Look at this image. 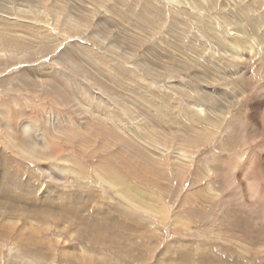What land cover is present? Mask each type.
<instances>
[{
	"label": "rangeland",
	"instance_id": "obj_1",
	"mask_svg": "<svg viewBox=\"0 0 264 264\" xmlns=\"http://www.w3.org/2000/svg\"><path fill=\"white\" fill-rule=\"evenodd\" d=\"M0 50V264H264V0H0Z\"/></svg>",
	"mask_w": 264,
	"mask_h": 264
},
{
	"label": "bare ground",
	"instance_id": "obj_2",
	"mask_svg": "<svg viewBox=\"0 0 264 264\" xmlns=\"http://www.w3.org/2000/svg\"><path fill=\"white\" fill-rule=\"evenodd\" d=\"M1 51V50H0ZM9 51V50H8ZM4 51H1V53H3ZM5 55V54H4ZM7 55V54H6ZM3 65V64H2ZM261 89V88H260ZM262 90L263 89H261V90H257V92H259V93H261L262 92ZM258 95V94H257ZM199 122V121H198ZM213 123V121L211 122V124ZM209 123H205L204 125L202 124L201 126H203L204 128H203V130L201 131V133H197V136H198V144L200 143L201 144V142H202V144H203V141H207L209 138H211L214 134H215V128L213 127V125H210V127H209ZM198 129V128H197ZM20 130H21V134H23V137L25 138V139H23L22 140V143L23 144H21L20 145V147H21V150H23V152H24V154H26V155H28L29 157H35V159L36 160H41V159H45V158H52V156H53V150L55 149V148H53V143H52V141H50V140H52V135H51V132H52V130L51 129H49V128H44V127H36V125H35V123L33 122V121H29V120H25V121H23L22 123H21V128H20ZM36 130H38L37 131V137H35L34 136V131H36ZM218 131V130H217ZM186 137H188V136H186ZM37 138H39V139H42V143H40L39 142V140L37 139ZM186 139V138H185ZM188 140V139H187ZM210 140V139H209ZM194 141V140H193ZM21 142V141H20ZM187 142V141H186ZM191 143H192V141H191ZM18 144V143H17ZM196 145V144H195ZM19 147V146H18ZM168 150H170V148L168 149ZM133 151H134V148H133ZM181 151V150H180ZM168 152V151H167ZM155 154V153H154ZM157 154V153H156ZM144 156V155H143ZM147 156V155H146ZM167 156V155H166ZM178 156V155H177ZM152 157H154V156H152ZM145 158V157H144ZM150 158V157H149ZM162 158H164V157H162ZM161 158V159H162ZM168 158H169V156H168ZM160 160V159H159ZM165 160H168V159H166L165 158ZM169 160H170V158H169ZM150 161H152V160H150ZM160 162H161V160H160ZM164 163H165V161H164ZM166 163H168V162H166ZM60 164V163H59ZM157 164H160V163H157ZM162 164V163H161ZM169 164V163H168ZM167 164V165H168ZM166 165V164H165ZM53 166H54V168H58V171H61L62 169V171H64L65 172V170H66V167L65 168H63V167H60V165H58V164H55V163H53L52 165H50V166H44V167H42V170H43V172H44V174H45V176L46 177H49V178H52V179H54V180H57L58 178L56 177V176H53V174H52V168H53ZM57 166H59V167H57ZM162 166H164V165H162ZM223 166V165H222ZM155 167V166H154ZM51 169V170H50ZM136 169V168H135ZM55 170V169H54ZM129 170H130V168H129ZM164 170V169H163ZM73 171V170H72ZM76 171H78V170H76ZM155 171V170H154ZM188 171V170H187ZM226 171V170H225ZM219 172H221L222 173V171L221 170H219ZM159 173V172H158ZM223 173H224V171H223ZM222 173V174H223ZM227 173V172H226ZM159 174H161V173H159ZM228 174V173H227ZM100 175V174H99ZM156 175H158V174H156ZM63 176H65V175H63ZM62 176V177H63ZM260 176V175H259ZM166 177V176H165ZM61 178V177H60ZM226 179H227V177H226ZM230 180V179H229ZM155 183V182H154ZM264 185V184H263ZM249 187H250V193L252 194V196L253 197H256V196H258L259 194H261V192L260 191H262L263 190V187L264 186H262V185H260L259 184V182L258 181H256L255 179H254V181L252 180L250 183H249ZM118 186H117V192H120L121 193V190H118ZM232 188V187H231ZM121 189V188H120ZM233 189V188H232ZM133 190L134 191H136V192H138V193H140L141 195H142V192H139L138 190H136L135 188H133ZM233 191H234V189H233ZM125 194V193H124ZM138 198V197H137ZM132 201V200H131ZM242 201H239L238 203L240 204ZM132 203V202H131ZM257 203V202H256ZM242 204V203H241ZM5 208H9V207H5ZM11 211V210H10ZM37 215V214H36ZM37 216H39V215H37ZM40 217V216H39ZM13 223H14V221H13ZM84 223H87V221L85 222L84 221ZM15 224V223H14ZM86 226H87V224H86ZM180 227V226H179ZM101 229V228H100ZM86 230L87 231H89L88 233V236H87V241H89V242H101L102 241V237H103V232L102 231H97V229H95V228H92V227H89V226H87V228H86ZM105 233H107V231H105ZM110 235V234H109ZM254 237V236H253ZM111 244H114L113 243V241H111ZM206 259V258H205Z\"/></svg>",
	"mask_w": 264,
	"mask_h": 264
}]
</instances>
